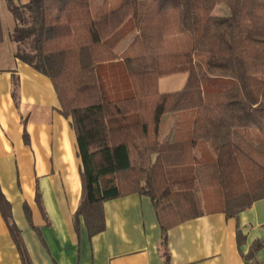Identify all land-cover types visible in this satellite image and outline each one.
I'll return each mask as SVG.
<instances>
[{
    "label": "trees",
    "instance_id": "1",
    "mask_svg": "<svg viewBox=\"0 0 264 264\" xmlns=\"http://www.w3.org/2000/svg\"><path fill=\"white\" fill-rule=\"evenodd\" d=\"M5 1L16 57L52 80L77 132L76 229L82 217L90 236L100 233L104 201L140 193L154 202L166 243L170 227L197 216V187L219 196L228 218L264 198V0ZM219 4L228 14H214ZM1 21L0 12V43ZM128 23L133 33L119 51L123 36L113 38ZM113 62L129 85L111 99L101 70ZM176 73L188 74L184 87L162 93L159 79ZM175 112L183 114L175 140L163 143L159 120ZM9 205L0 193L23 264H31Z\"/></svg>",
    "mask_w": 264,
    "mask_h": 264
},
{
    "label": "crops",
    "instance_id": "2",
    "mask_svg": "<svg viewBox=\"0 0 264 264\" xmlns=\"http://www.w3.org/2000/svg\"><path fill=\"white\" fill-rule=\"evenodd\" d=\"M8 17L10 29L1 21L0 193L10 203V219L31 264H166L165 250L169 264H264V198L238 218H228L219 196L195 190L197 216L170 227L166 243L154 202L140 193L104 201L100 233L90 236L82 217L76 229L74 215L83 193L77 132L61 112L52 80L16 57L18 44L9 35L15 18ZM129 42L123 41L118 50ZM114 68L125 73L120 62L106 63L101 71L111 74ZM187 77H161L159 90H181ZM182 117L179 112L162 115L161 142L175 140ZM202 151L194 149L197 155ZM256 243L260 247L251 252ZM15 244L0 207V264H23Z\"/></svg>",
    "mask_w": 264,
    "mask_h": 264
},
{
    "label": "rangeland",
    "instance_id": "3",
    "mask_svg": "<svg viewBox=\"0 0 264 264\" xmlns=\"http://www.w3.org/2000/svg\"><path fill=\"white\" fill-rule=\"evenodd\" d=\"M7 3L5 0H1L0 2V11H1V17L3 22L6 25V29H10L8 28V24L9 23V17L8 14L12 15L11 11L9 9H7ZM228 7H226V5L224 4H219L216 6L215 8V12L214 14H219V15H223V14H227L226 12H228ZM131 25L130 23L126 24L125 27H123V29H121V31H119V34L116 35L113 38V42H115L116 40L120 39L122 36V39L120 40L119 45H121V43L128 39H130L131 35H132V31H131ZM111 74L107 71V70H103V72L101 71V80H102V84H104V87L108 93V97H110L111 99L113 98L114 94H118L124 91V87L127 89V86L129 85V83H126L128 81V76H127V71H125V73H123L120 70H117V68H114L113 70H111ZM207 78L202 79L204 81V83L207 85ZM120 88H122L120 90V92H117V90H119ZM199 189L200 188H196L197 193H199Z\"/></svg>",
    "mask_w": 264,
    "mask_h": 264
}]
</instances>
